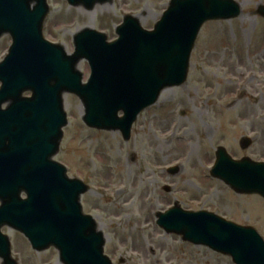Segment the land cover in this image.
Masks as SVG:
<instances>
[{"label": "rangeland", "instance_id": "1", "mask_svg": "<svg viewBox=\"0 0 264 264\" xmlns=\"http://www.w3.org/2000/svg\"><path fill=\"white\" fill-rule=\"evenodd\" d=\"M170 1L108 0L90 10L65 0H47L50 14L44 36L73 55L78 33L94 29L114 42L128 14L144 30H154ZM234 1L242 6V14L201 28L188 80L165 90L169 93L139 116L128 142L119 131L87 127L77 96L62 98L69 124L54 159L67 166L70 178L92 187L81 204L105 234V253L112 264H234L230 257L183 242L157 225L156 214L176 202L186 211L215 213L252 227L264 238V200L234 193L209 172L218 148L236 160L264 162V18L257 15L264 0ZM11 45L10 36L0 37V63ZM78 70L87 82L88 63L83 61ZM247 108L250 113L244 111ZM243 138L253 141L244 151ZM170 166L181 169L168 175ZM2 232L20 264H62L56 248L37 253L16 231L4 227Z\"/></svg>", "mask_w": 264, "mask_h": 264}, {"label": "water", "instance_id": "2", "mask_svg": "<svg viewBox=\"0 0 264 264\" xmlns=\"http://www.w3.org/2000/svg\"><path fill=\"white\" fill-rule=\"evenodd\" d=\"M68 1L92 9L108 0ZM46 4L0 0V37L10 33L14 38L10 56L0 66V229L8 225L22 232L38 251L56 247L64 264H110L103 256V235L82 215L80 196L87 188L69 180L65 168L52 161L67 125L63 94L82 100L83 119L91 129L121 130L128 140L137 115L164 89L185 82L200 28L209 21L239 17L241 7L232 0H173L154 32L144 31L133 18L119 28L120 40L114 44L86 30L75 38L76 54L69 57L64 48L43 41ZM259 14L264 16V10ZM81 59L92 67L88 85L77 70ZM25 91H32L33 98L23 99ZM5 102L12 105L3 112ZM121 110L122 119L117 116ZM216 155L213 177L238 194L264 198V164L247 158L234 161L223 149ZM22 193L27 200L21 199ZM158 218L161 228L183 236L182 241L230 255L236 264H264V240L252 228L206 212H184L179 205ZM8 249V239L0 232V257L15 264Z\"/></svg>", "mask_w": 264, "mask_h": 264}, {"label": "bare ground", "instance_id": "3", "mask_svg": "<svg viewBox=\"0 0 264 264\" xmlns=\"http://www.w3.org/2000/svg\"><path fill=\"white\" fill-rule=\"evenodd\" d=\"M102 8H103L102 10H107L106 7H102ZM166 93H169V92H168V91H165V92H164V96L166 95ZM80 103H81V106H82V108H80V109H81L82 112H84V111H85V109H84V105H83L82 102H80ZM250 110H251V108H247V109H245L244 111L247 112V113H250ZM246 116H247V114H244V117H246ZM100 155H102V154L100 153ZM103 157H104V156H103ZM133 187H134V188L137 187V182H135V183L133 184Z\"/></svg>", "mask_w": 264, "mask_h": 264}]
</instances>
